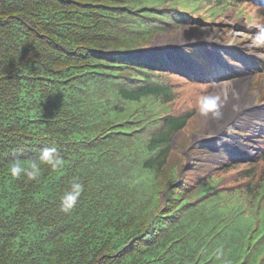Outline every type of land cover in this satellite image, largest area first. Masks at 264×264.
<instances>
[{"label": "trees", "instance_id": "obj_1", "mask_svg": "<svg viewBox=\"0 0 264 264\" xmlns=\"http://www.w3.org/2000/svg\"><path fill=\"white\" fill-rule=\"evenodd\" d=\"M168 6L0 0V264H264V179L250 169L222 188L195 171L189 198L170 155L192 113L146 54L127 53L170 25ZM52 146L63 168L11 176ZM74 178L85 191L65 213Z\"/></svg>", "mask_w": 264, "mask_h": 264}, {"label": "rangeland", "instance_id": "obj_2", "mask_svg": "<svg viewBox=\"0 0 264 264\" xmlns=\"http://www.w3.org/2000/svg\"><path fill=\"white\" fill-rule=\"evenodd\" d=\"M167 4L170 5L169 14L174 19L142 48L159 80L173 84L175 102H179L175 107L189 109V113H192L186 126L173 134L174 152L170 155L172 168L178 172V178H186L184 193L191 198L200 189L195 171L201 176H221L224 178L222 188H229L242 181L248 182L250 177L242 176L252 169V181L258 183L264 179V115L259 114L264 109V94L256 87L264 78V43H261L264 33L260 30L263 27H255L263 23L264 13H259L262 6L255 0H230L226 5L213 0H167ZM171 6L178 8L171 9ZM182 12L184 17L180 15ZM181 17L184 19L180 22ZM178 35L182 38L175 39ZM174 40L177 51L173 52L172 57L165 51ZM217 46L220 47L219 59L223 66L216 58ZM139 52L131 50L127 53L132 57L139 55ZM246 64L251 65L249 69ZM205 67L214 71L208 73ZM225 67L232 68L234 72H229ZM239 68L248 71V75L244 73L243 76L247 75L249 84L243 85L238 80L244 79L239 77ZM192 71L193 76L190 75ZM232 84L236 85L232 88ZM240 86L244 94L252 93L253 100L242 103L241 112L230 116L223 123L221 132L225 135H218L216 126L213 127L214 119L224 117L226 111L215 107L221 101H229ZM206 97L209 109L207 115L202 114ZM134 104L131 103V106ZM247 105L258 107L260 111L246 116L249 112L248 108L245 109ZM232 136L234 140H230ZM182 137L186 138L184 145L180 144ZM227 139L229 143L223 142ZM239 147L249 149L242 150ZM224 197L227 200L233 198H229L228 194ZM243 215L248 218L249 210L243 211Z\"/></svg>", "mask_w": 264, "mask_h": 264}, {"label": "clouds", "instance_id": "obj_3", "mask_svg": "<svg viewBox=\"0 0 264 264\" xmlns=\"http://www.w3.org/2000/svg\"><path fill=\"white\" fill-rule=\"evenodd\" d=\"M42 165L48 166L53 171L64 167L63 158L57 154L55 146L44 148L38 157L28 164H24L17 159L11 163L9 172L14 178L24 176L27 181H36L42 174ZM84 191L85 184L83 181L79 178H74L60 198V210L65 213L73 210L77 206Z\"/></svg>", "mask_w": 264, "mask_h": 264}, {"label": "bare ground", "instance_id": "obj_4", "mask_svg": "<svg viewBox=\"0 0 264 264\" xmlns=\"http://www.w3.org/2000/svg\"><path fill=\"white\" fill-rule=\"evenodd\" d=\"M181 32H184V31H181ZM177 38H182V37H180L179 35L175 38V39H177ZM173 40V39H172ZM164 41H166V38L164 39ZM159 42V41H158ZM172 42V41H171ZM175 43H176V40H174L173 41V43L172 44H170L169 45V49L167 50V51H165V52H167L168 54H170L172 57H173V52H176L177 51V48L175 47L176 45H175ZM159 44V43H158ZM175 45V46H174ZM219 46H217V50H215V53L217 54L216 55V58L218 59V61L222 64V66H223V63H222V61L219 59ZM213 51V50H212ZM233 53V52H232ZM229 54V53H228ZM240 55V54H239ZM241 57H242V55H241ZM245 60V59H244ZM248 63H250V61H248ZM247 65V64H246ZM193 67V66H192ZM248 67V66H247ZM226 69H229L230 71L229 72H231V73H233L234 71L232 70V68L230 69V68H227V67H225ZM193 69H195L194 67H193ZM238 70V72H239V76L240 77H243V78H246L247 77V75H248V71L246 70V69H244V68H239V69H237ZM244 73H247V75H245V76H243V74ZM192 76H193V71L190 73ZM198 76H199V74H197ZM197 76V77H198ZM236 84H234L233 86H232V88L235 86ZM244 93H243V91H242V88H241V86L240 87H238L237 89H236V91L234 92V94L233 95H236L237 97H236V99L235 100H233V98L231 97L230 98V100L229 101H221V102H219L218 104H217V106L215 107V108H220L221 109V111L222 110H225L226 111V115L224 116V117H217V119H214V125L216 126V132L218 133V135L220 134V135H225L223 132H221V127L224 125L223 123L224 122H226V119L227 118H229L230 116H233V115H235V114H239L241 111V109H242V101L241 100H246V101H248L249 103L253 100V95H252V93H245L244 95H243ZM239 96H241V97H239ZM248 113H246V116H250V115H254V113H258V111H260L259 109H258V107H251L250 105H249V108H248ZM259 114H263L264 115V109L262 110L261 109V112L259 113ZM238 116V115H237ZM242 118V117H241ZM244 124V123H243ZM254 134H256V133H254ZM230 140H234V137L232 136V137H230ZM228 141V139L226 140V141H223V142H227ZM231 142V141H230ZM228 143H229V141H228ZM239 149H242V150H244V149H249L248 147H239ZM239 153V152H238Z\"/></svg>", "mask_w": 264, "mask_h": 264}, {"label": "water", "instance_id": "obj_5", "mask_svg": "<svg viewBox=\"0 0 264 264\" xmlns=\"http://www.w3.org/2000/svg\"><path fill=\"white\" fill-rule=\"evenodd\" d=\"M136 52L138 51V50H135ZM164 195H165V193H163V197H164Z\"/></svg>", "mask_w": 264, "mask_h": 264}]
</instances>
